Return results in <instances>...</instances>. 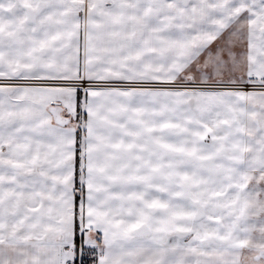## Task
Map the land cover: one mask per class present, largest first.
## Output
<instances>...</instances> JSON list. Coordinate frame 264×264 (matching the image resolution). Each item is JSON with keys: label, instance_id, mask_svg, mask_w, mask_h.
I'll return each mask as SVG.
<instances>
[{"label": "snow or ice", "instance_id": "snow-or-ice-1", "mask_svg": "<svg viewBox=\"0 0 264 264\" xmlns=\"http://www.w3.org/2000/svg\"><path fill=\"white\" fill-rule=\"evenodd\" d=\"M0 264H264V0H0Z\"/></svg>", "mask_w": 264, "mask_h": 264}]
</instances>
